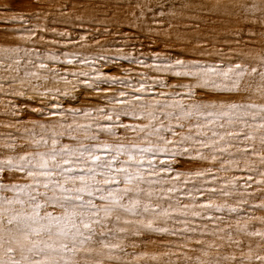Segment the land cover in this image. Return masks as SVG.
I'll use <instances>...</instances> for the list:
<instances>
[{"label":"snow or ice","instance_id":"6c2138e0","mask_svg":"<svg viewBox=\"0 0 264 264\" xmlns=\"http://www.w3.org/2000/svg\"><path fill=\"white\" fill-rule=\"evenodd\" d=\"M15 2L0 5V25H20L0 29L16 36L0 45V94L18 101L0 121V264H264V40L213 53L189 49L192 28L180 27L193 11L243 21L239 45L243 27L250 41L257 25L264 35V0L79 5L111 21L103 35L136 38L121 27L131 18L146 38L187 41L150 57L127 43L109 55L99 40L95 55L69 51L89 38L55 26L71 23L75 5H60L63 21L46 12L33 25L40 12L17 14ZM49 32L60 51L35 46ZM121 61L148 71L102 70ZM85 93L94 104L66 106ZM128 241L152 249L128 252Z\"/></svg>","mask_w":264,"mask_h":264}]
</instances>
